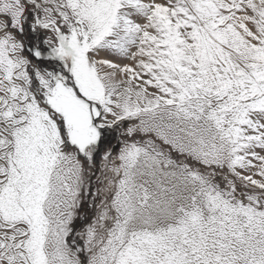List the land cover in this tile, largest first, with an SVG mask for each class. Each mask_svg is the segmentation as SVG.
<instances>
[{"label": "snow or ice", "instance_id": "obj_1", "mask_svg": "<svg viewBox=\"0 0 264 264\" xmlns=\"http://www.w3.org/2000/svg\"><path fill=\"white\" fill-rule=\"evenodd\" d=\"M0 264H264V0H0Z\"/></svg>", "mask_w": 264, "mask_h": 264}, {"label": "rangeland", "instance_id": "obj_2", "mask_svg": "<svg viewBox=\"0 0 264 264\" xmlns=\"http://www.w3.org/2000/svg\"><path fill=\"white\" fill-rule=\"evenodd\" d=\"M29 23H31V21H29ZM38 35L42 42L44 38L51 36V33L46 30H38ZM21 39H23L26 42V44L31 45L36 42V35L30 33L27 30V26H26L25 35L21 37ZM117 62L131 63L130 60H118ZM57 69H58V65H57ZM119 131H121V129H117L116 131L106 134L104 146L96 154L94 162L91 164V166H89L83 160L81 161V163L84 165V189L86 191H83L81 194V203H80V207L77 213V220L75 221L76 232H79L84 227V225L90 222L91 219L96 214L97 210L93 206V201L95 200V203H99V199L94 198L91 195V193L96 192L97 189L102 187V185L99 184L97 181H98V178H102V167H103L102 157H103L104 151L111 149L113 152V155H116L119 152V149L121 147L120 141L124 139L123 136L117 135V132ZM148 138L150 137L144 134H136L134 137H131L128 139H129V142H132L133 140L142 141ZM81 217L83 219H81ZM77 239H79V237H77ZM80 242L81 244L83 243L82 240Z\"/></svg>", "mask_w": 264, "mask_h": 264}]
</instances>
